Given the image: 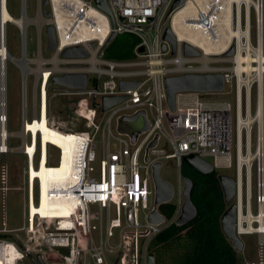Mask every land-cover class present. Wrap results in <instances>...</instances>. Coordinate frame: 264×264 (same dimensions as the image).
<instances>
[{
    "label": "built area",
    "instance_id": "built-area-1",
    "mask_svg": "<svg viewBox=\"0 0 264 264\" xmlns=\"http://www.w3.org/2000/svg\"><path fill=\"white\" fill-rule=\"evenodd\" d=\"M43 1L37 0L35 15L29 17L26 0H21L20 14L24 10L29 21L24 30L15 25L21 36L19 58L24 60L23 66L16 63L21 73V116L17 132L7 129L6 82L5 98H0V156L15 149L25 158L21 179L23 222L18 229L26 235V240L21 242L23 247L16 239H0V264L10 263V252L6 251L10 247L14 249L10 260L13 264H20L32 252L44 259L42 248L29 247L30 243L39 241L50 254L59 256L62 264H148L149 242L175 223L180 215L183 203L181 164L187 155L210 162L217 172L234 168L235 195L231 202L236 205V233L240 237L252 234L240 231L238 217L239 213H253L254 162L257 175L255 203L257 209H264V151L252 159L260 142L263 146L264 131L261 121L255 117L260 92L264 105V77L260 85L254 69L259 57L264 55L263 40L262 52L256 50V41L255 44L251 41L252 16L257 31L255 3L258 0L231 2L232 28L248 31V35L231 36L229 41L225 32L217 29L214 23L220 15L218 7L227 5L226 0H203L191 7V15L185 16L184 23L197 33L196 40H179L173 28L177 9L185 6L188 0L172 11L170 7L174 0H106L110 13L98 8L95 0H47L46 5ZM261 7L263 10V0ZM91 8L100 12L107 22L102 35L93 33L95 20L88 16ZM37 17H40V23L32 21ZM29 24L35 26L38 34L35 57L27 54L26 28ZM47 26L53 27L55 46L52 54L44 57L41 32ZM166 27L175 35L174 47L163 38ZM112 32L136 36L138 42L132 58L116 60L103 55ZM185 43L195 47L199 54L186 55ZM73 46L81 47L85 55H62L66 48ZM141 46L143 51H139ZM231 47L234 52L229 56L226 53ZM247 63L252 68L246 69ZM261 64H264L263 60ZM78 73L87 76L84 89L52 84L53 76ZM194 73H222L223 90L179 91L174 95V109H171L164 79ZM29 75L33 76L30 117L27 103ZM121 81L139 83L135 88L121 90ZM220 94L233 96L231 99L206 97ZM55 95L84 96L68 107L71 116L83 122L82 128L74 129L50 118L49 103ZM115 95L126 97L102 111V98ZM131 109H135L132 114L145 111L148 129L137 136H114L111 132L113 119ZM262 114L264 118V107ZM122 115L126 114H120L117 119ZM43 117L49 132V138L45 139L41 128ZM99 132L101 142L97 158L94 138ZM156 135L157 144L148 150L146 161V147ZM11 137L20 139L16 147L9 145ZM110 137L117 140V148L110 147ZM57 138L63 142L57 143ZM54 152H57V162L51 165ZM168 158L174 160L177 169V186L172 185L173 195L167 202L174 205V210L171 217L166 218L158 209L164 220L154 224L148 220L154 202L152 168L156 161ZM64 160L66 172L55 178H44L47 202L42 206L43 178L38 175L41 165L61 166ZM1 177L6 181V173ZM8 188L12 187L5 186L4 190ZM1 231L8 232L6 228ZM145 231L147 234L143 235ZM115 236L116 244L111 241ZM107 253L115 254L111 263Z\"/></svg>",
    "mask_w": 264,
    "mask_h": 264
},
{
    "label": "rangeland",
    "instance_id": "rangeland-1",
    "mask_svg": "<svg viewBox=\"0 0 264 264\" xmlns=\"http://www.w3.org/2000/svg\"><path fill=\"white\" fill-rule=\"evenodd\" d=\"M251 1V0H250ZM7 7L9 12L14 18L21 16V0H8ZM27 15L33 17L37 9V0H26ZM45 9L48 11L49 7ZM263 14H264V0H263ZM251 41L255 44L257 40L255 21L251 22ZM37 40L38 34L33 24H29L26 28V47L27 54L29 57H35L37 55ZM6 47L8 51L16 59L21 56V36L18 28L12 24L7 23L6 25ZM263 49H264V15H263ZM41 50L44 57H48L52 54V51L47 47V34L46 27L41 32ZM228 64V63H225ZM33 82V76L27 77V103H28V116H31V85ZM228 87V85H227ZM254 93V91H253ZM53 93L50 92V95ZM264 95V92H263ZM233 94H220V95H209L208 97H215L220 99H231ZM84 98V96L77 95H55L51 98L50 107V118L55 121L64 123L74 129L82 128L83 122L77 119L69 113L68 107L70 104L78 99ZM254 108V94L252 99V109ZM135 109L121 112L120 114L130 115ZM119 114V115H120ZM117 115L112 121V134L116 137H125L117 131ZM20 116H21V73L16 63L13 61H7L6 63V117H7V129L12 132H17L20 129ZM252 141L254 142V130ZM20 142L17 137H11L9 139V145L16 147ZM95 151L97 158L99 157L101 133L99 132L94 138ZM110 147L115 149L118 146V142L114 137H110ZM254 143L252 145V148ZM4 160V162H2ZM51 165H55L57 162V152H54L50 158ZM25 165L24 156L17 152L15 149L9 152L7 155L0 156V239L10 237L7 233H2V229H5V224L8 227H17L22 224V191H21V179L22 171ZM256 163L253 164L252 169V211L257 212V205L255 203L257 195L256 186ZM5 170V171H3ZM220 174H227L234 176V168L219 169ZM2 173H6V181L1 180ZM160 176L170 182L174 187L177 186V169L174 166V160L171 158L163 159L160 168ZM12 187L4 190V187ZM94 207V206H92ZM5 222V223H4ZM19 234V233H16ZM244 242V249L238 253V264H264V233L262 243H259V236L257 234H244L241 236ZM113 243H117V236L111 240ZM97 242V240H96ZM21 245V241L19 242ZM29 247L35 249L42 248L44 250V259H39L35 252L30 253L27 257L20 261V264H62L63 260L59 256H54L49 253V249L42 246L41 242L30 243ZM23 247V245H21ZM108 261L111 263L115 254H106Z\"/></svg>",
    "mask_w": 264,
    "mask_h": 264
},
{
    "label": "water",
    "instance_id": "water-1",
    "mask_svg": "<svg viewBox=\"0 0 264 264\" xmlns=\"http://www.w3.org/2000/svg\"><path fill=\"white\" fill-rule=\"evenodd\" d=\"M184 0H174L170 11L176 8ZM47 0L43 1V5H46ZM95 4L103 11L110 13L106 0H95ZM46 34L48 39V49L53 50L55 46L54 32L52 26L46 27ZM114 36L115 32H112L108 37L106 43H108ZM163 38L168 40L172 47L175 43V35L169 27H166L163 33ZM165 48V45L162 46ZM144 47H139V51H143ZM184 52L186 55H198L199 51L185 43ZM234 52V48L231 47L227 51V55L231 56ZM102 54V50L100 52ZM63 56H84L85 52L79 46L68 47L62 52ZM52 84L65 85L69 88L84 89L87 83L86 74H64L61 76H53L51 78ZM139 82L137 81H121L119 83L120 89L135 88ZM165 89L167 93V101L169 107L174 109V95L179 91H196V92H221L224 88V78L222 73H205V74H180L174 76H168L164 79ZM125 95L105 96L102 98L101 109L106 110L108 107L118 103L125 99ZM95 107L98 104H94ZM149 122L144 110H139L132 115H122L117 119V131L121 134H127L129 136H137L140 133L147 130ZM156 135L154 139L147 145L145 160H148L147 152L150 148H153L157 144ZM183 161L190 165L197 171L206 174L214 170L213 165L196 155H187L183 157ZM4 162V160H2ZM162 162L156 161L152 168V179L154 185V202L153 208L148 215V220L151 223L158 224L164 220L162 214L158 212L160 204L167 203L171 200L173 195V186L170 182L164 180L160 176V168ZM218 181L222 190L223 201L226 203V208L222 212L219 224L221 231L225 238L231 242L232 247L237 252H242L244 249V242L240 236L236 233V205L231 202L235 195V181L232 176L227 174H219ZM183 181V203L181 206V212L175 221L178 226L184 225L195 218L197 214V208L191 199L192 180L187 176H182ZM147 232H143V235ZM148 264H155V256L152 252L148 253Z\"/></svg>",
    "mask_w": 264,
    "mask_h": 264
},
{
    "label": "trees",
    "instance_id": "trees-1",
    "mask_svg": "<svg viewBox=\"0 0 264 264\" xmlns=\"http://www.w3.org/2000/svg\"><path fill=\"white\" fill-rule=\"evenodd\" d=\"M137 42L132 34L116 35L105 44L103 55L116 60L130 59ZM181 174L192 180L191 199L197 214L184 225L171 223L151 239L148 251L154 254L155 264H238V253L219 224L226 203L217 170L203 174L182 161ZM158 209L170 218L174 205L163 203Z\"/></svg>",
    "mask_w": 264,
    "mask_h": 264
},
{
    "label": "bare ground",
    "instance_id": "bare-ground-1",
    "mask_svg": "<svg viewBox=\"0 0 264 264\" xmlns=\"http://www.w3.org/2000/svg\"><path fill=\"white\" fill-rule=\"evenodd\" d=\"M203 0H188L185 4V6L180 7L177 9L174 17H173V28L174 32L176 33L177 37L179 40L183 39H189V40H196L197 39V33L194 32L189 26H187L184 23L185 16L190 14V9L191 7H195L197 4H201ZM224 2V0H221ZM241 0H226L227 5H222L221 8L218 7L220 12L219 18L216 20L214 19V23L216 24L217 29L224 31L225 34L227 35V40L229 41L231 36H236L237 38H240L241 35H244L247 37L246 32H242V30L232 28L231 26V2L239 4ZM249 3H251L250 0H247ZM256 2V1H255ZM7 0H0V5H1V10H0V82L2 85V91L0 93V98L1 100H4L5 98V93H4V85L6 82V63L7 61H13L17 63L19 66H23L24 60L22 58L16 59L11 53L8 51L6 47V25L7 23H12L18 27H21L22 30H24V27L26 23L29 21L27 19L24 10L21 12V16L19 18H14L11 13L9 12L7 8ZM255 6L257 8V40L255 44V48L257 51L262 52V40H263V10L261 7V0H258L255 3ZM191 15V14H190ZM88 16L91 17L92 19L95 20V25L93 29L94 34H103L107 22L103 18V15L98 12L96 9L91 8L88 11ZM221 16V17H220ZM32 21L41 22L40 17H37L36 19H33ZM224 45V43L222 44ZM224 48V47H222ZM205 49L208 51L210 50V47H205ZM263 58V59H262ZM207 59V58H206ZM247 60V59H246ZM264 61V55L262 57H259L258 59V65L255 66L256 70V75L259 79V83L261 85L262 77H264V74H261V71L264 70V64H261V61ZM248 61V60H247ZM246 69L252 68V65H247L245 66ZM263 102H262V94L261 92L259 93V100H258V107H257V112L255 117H258L259 120L261 121V125H263L264 128V118H263ZM2 111L4 112V107H2ZM263 119V120H262ZM42 131H43V139L49 138V132L46 130L44 124H45V119L43 117L42 119ZM3 131H5L3 129ZM7 134V133H6ZM57 143H62L63 141L57 138L55 140ZM262 151H264V131H263V146L262 143H259V148L255 154H253L252 159L256 156V154H261ZM264 154V152H263ZM66 162L65 160L62 162L61 166L56 165V166H46V165H41V169L38 173L43 178V185H42V206H46L47 198H46V187L47 183L44 181V178H55L56 176L66 172ZM238 224L241 232L244 233H255L259 236V243H262V237L264 233V209L260 207L256 213H239L238 217ZM14 250L12 247L8 248L6 251L7 253L10 252V256L13 257ZM8 260L9 264H13L10 260Z\"/></svg>",
    "mask_w": 264,
    "mask_h": 264
},
{
    "label": "crops",
    "instance_id": "crops-1",
    "mask_svg": "<svg viewBox=\"0 0 264 264\" xmlns=\"http://www.w3.org/2000/svg\"><path fill=\"white\" fill-rule=\"evenodd\" d=\"M20 226L9 228L7 223H6L5 228L8 230V232H6V234L8 233L10 238H12V239H16L18 241L24 242L26 240V235H25L23 230L18 229V228H20ZM16 233H19V234H16Z\"/></svg>",
    "mask_w": 264,
    "mask_h": 264
}]
</instances>
